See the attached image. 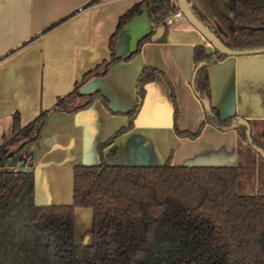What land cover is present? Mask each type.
I'll use <instances>...</instances> for the list:
<instances>
[{
	"label": "crops",
	"instance_id": "crops-1",
	"mask_svg": "<svg viewBox=\"0 0 264 264\" xmlns=\"http://www.w3.org/2000/svg\"><path fill=\"white\" fill-rule=\"evenodd\" d=\"M0 0V143L11 133L17 112L22 125L57 97L68 94L84 73L110 59L109 38L118 18L141 0ZM217 34L231 41L232 0H190ZM63 21L47 29L53 23ZM150 30L146 10L136 14L115 43L118 61L104 75L92 76L80 87L98 98L73 113L50 114L38 144L32 146L37 205H70L73 167L96 165L232 166L236 164L237 130L205 124L195 132L205 111L190 84L195 46L213 49L184 18L157 25L150 39L130 59L125 58ZM156 70L142 85L143 68ZM101 69V68H99ZM210 104L222 117L236 114L251 121V131L264 149V53L227 56L207 69ZM173 93V96H172ZM176 110V116H174ZM133 112V126L101 148ZM91 208L74 211L78 245L92 242Z\"/></svg>",
	"mask_w": 264,
	"mask_h": 264
},
{
	"label": "trees",
	"instance_id": "trees-1",
	"mask_svg": "<svg viewBox=\"0 0 264 264\" xmlns=\"http://www.w3.org/2000/svg\"><path fill=\"white\" fill-rule=\"evenodd\" d=\"M177 9L170 0L135 3L118 18L109 38V60L84 73L68 94L57 97L26 124L20 123L17 112L12 115L11 133L0 143V264H264V159L248 145L243 127L236 129L237 161L232 166H177L169 161L153 166L109 165L103 159L96 165H75L70 205H37L34 173L21 169L31 166L32 146L40 141L50 114L76 112L96 98L106 104L100 92L83 94L80 87L119 60L113 48L122 28L146 10L150 30L128 60ZM233 23L231 41L215 31L225 45L264 47V0H234ZM226 57L216 50L207 53L203 46L194 48V66L207 63L196 74L194 88L209 100L207 69ZM155 72L142 69L139 95ZM210 108L195 132L175 126L176 133L195 138L205 124L220 129L237 116L222 117L216 107ZM132 126L133 112L127 125L101 143L98 151ZM83 207L93 213L90 245L74 241V211Z\"/></svg>",
	"mask_w": 264,
	"mask_h": 264
},
{
	"label": "water",
	"instance_id": "water-1",
	"mask_svg": "<svg viewBox=\"0 0 264 264\" xmlns=\"http://www.w3.org/2000/svg\"><path fill=\"white\" fill-rule=\"evenodd\" d=\"M176 5L179 9V11L182 13L184 19L192 26L194 27L208 42V44L211 46L213 50H216L217 52L221 54H225L227 56H242V55H252V54H261L264 53V47H256V48H244V49H233L228 47L224 44V42L220 39V37L213 31L208 24L204 23L201 18L194 12L191 2L189 0H175ZM232 14L234 19V0H232ZM207 66V63L202 61L196 65V67L193 70L190 84L192 86V89L196 95V97L199 99L204 111L206 114H210L211 112V104L210 100L205 95H201L196 89L194 88V80L196 77V74L203 68ZM245 128V136L247 138L248 145L259 155L264 159V149L260 146H257L252 141V131H251V125L250 123L240 117L235 116L232 118L231 123L228 126L221 127V130H236L238 128ZM78 245V244H77Z\"/></svg>",
	"mask_w": 264,
	"mask_h": 264
},
{
	"label": "built area",
	"instance_id": "built-area-1",
	"mask_svg": "<svg viewBox=\"0 0 264 264\" xmlns=\"http://www.w3.org/2000/svg\"><path fill=\"white\" fill-rule=\"evenodd\" d=\"M174 5H176L175 0H170ZM177 6V5H176ZM184 18L182 13L177 9L175 12H173L168 18L165 20V25H172L174 22Z\"/></svg>",
	"mask_w": 264,
	"mask_h": 264
},
{
	"label": "rangeland",
	"instance_id": "rangeland-1",
	"mask_svg": "<svg viewBox=\"0 0 264 264\" xmlns=\"http://www.w3.org/2000/svg\"><path fill=\"white\" fill-rule=\"evenodd\" d=\"M224 40V39H223ZM8 136V135H7ZM252 136H253V134H252ZM254 137V136H253ZM255 138V137H254Z\"/></svg>",
	"mask_w": 264,
	"mask_h": 264
}]
</instances>
